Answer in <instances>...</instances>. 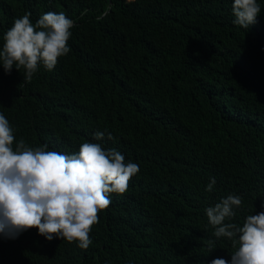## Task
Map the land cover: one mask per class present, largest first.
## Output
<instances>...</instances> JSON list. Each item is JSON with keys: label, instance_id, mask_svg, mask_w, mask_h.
<instances>
[{"label": "trees", "instance_id": "obj_1", "mask_svg": "<svg viewBox=\"0 0 264 264\" xmlns=\"http://www.w3.org/2000/svg\"><path fill=\"white\" fill-rule=\"evenodd\" d=\"M257 2L261 13L244 29L233 22V0H0V47L26 12L34 24L46 12L75 23L53 70L41 66L25 81L22 68L0 66V112L17 142L67 154L101 143L140 167L124 195H111L87 250L30 229L0 237V264H230L236 249L215 238L205 209L236 194L242 210L226 222L242 226L264 211Z\"/></svg>", "mask_w": 264, "mask_h": 264}, {"label": "clouds", "instance_id": "obj_2", "mask_svg": "<svg viewBox=\"0 0 264 264\" xmlns=\"http://www.w3.org/2000/svg\"><path fill=\"white\" fill-rule=\"evenodd\" d=\"M235 24L244 29L256 23L261 13L257 0H233ZM31 12L14 19L3 35L0 66L5 73L24 70L31 81L41 66L51 71L61 57L68 55V41L75 23L65 13L46 12L35 24ZM105 132L94 134L96 141ZM107 139L113 140L111 133ZM140 171L137 163L126 161L115 148L84 142L79 151L67 154L48 150L47 145L31 147L23 138L18 142L6 116L0 112V237L16 239L21 233L37 229L46 240H66L87 250L90 234L107 210L111 195H124L131 179ZM216 184L210 178L206 191ZM239 195H228L205 209L213 235L227 238L236 250L230 264H264V211L247 215L241 225L233 221L242 210ZM208 251L216 249L215 240L207 241ZM210 264H229L215 258Z\"/></svg>", "mask_w": 264, "mask_h": 264}, {"label": "rangeland", "instance_id": "obj_3", "mask_svg": "<svg viewBox=\"0 0 264 264\" xmlns=\"http://www.w3.org/2000/svg\"><path fill=\"white\" fill-rule=\"evenodd\" d=\"M129 1H132V0H129Z\"/></svg>", "mask_w": 264, "mask_h": 264}]
</instances>
